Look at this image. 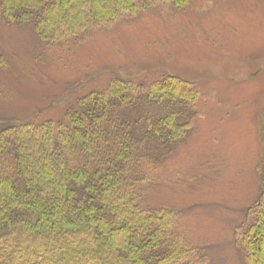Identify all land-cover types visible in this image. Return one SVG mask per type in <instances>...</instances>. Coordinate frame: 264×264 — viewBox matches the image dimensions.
<instances>
[{
	"label": "trees",
	"instance_id": "trees-1",
	"mask_svg": "<svg viewBox=\"0 0 264 264\" xmlns=\"http://www.w3.org/2000/svg\"><path fill=\"white\" fill-rule=\"evenodd\" d=\"M148 2L0 0V25L78 47ZM4 63L0 52V70ZM109 77L69 100L56 121L0 116V264H213L184 208L148 200L158 162L193 128L197 86L171 74ZM255 172L257 198L233 228L243 264H264V158Z\"/></svg>",
	"mask_w": 264,
	"mask_h": 264
},
{
	"label": "rangeland",
	"instance_id": "rangeland-1",
	"mask_svg": "<svg viewBox=\"0 0 264 264\" xmlns=\"http://www.w3.org/2000/svg\"><path fill=\"white\" fill-rule=\"evenodd\" d=\"M148 1L78 47L0 25V116L56 121L111 71L191 81L200 92L193 128L158 162L148 200L184 208L194 238L212 246L213 264H243L233 228L257 198L255 165L264 158V0Z\"/></svg>",
	"mask_w": 264,
	"mask_h": 264
}]
</instances>
